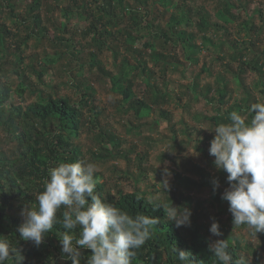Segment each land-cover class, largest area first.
Here are the masks:
<instances>
[{
	"label": "trees",
	"instance_id": "1",
	"mask_svg": "<svg viewBox=\"0 0 264 264\" xmlns=\"http://www.w3.org/2000/svg\"><path fill=\"white\" fill-rule=\"evenodd\" d=\"M59 1L55 0L57 3ZM84 1L67 0L65 8L57 6L58 11L65 17L63 23H60V28L71 20L73 10L77 9L82 11L79 14L81 18L86 17L90 20L89 28L83 33L90 36L91 45L97 48L98 53H101L103 49L107 50V43L102 41L104 35L109 37V41L113 37L116 38L117 35L123 36L127 46L126 55L121 58L119 64L114 63L116 73L106 71L102 62L98 61L96 54L93 53L90 54L89 69L96 68L99 75H102L109 82L111 93L121 97L118 106L122 113L133 114L138 122L132 126L136 132L141 131V128L145 126L144 121L147 122L146 118L156 109L159 117L155 120L151 119L152 124L159 125L163 121L169 124L168 127L173 133L171 136L173 147L178 146L176 142L179 134L175 129L177 126L172 124L171 113L162 108L171 100L172 91L165 88L166 86L160 87L155 82L152 83L156 67L164 75L168 70H177L181 61L173 58L170 54L171 50H174L172 48L177 46L183 47L182 57L185 61L192 65L199 62L191 56L197 52L198 48L193 43L194 35L185 31L186 28L195 29L201 35L204 44L210 43L222 48L224 44L228 43L229 49L232 50V54L229 55L230 60L238 62L234 71L230 68L231 63L225 66L227 71H231V80L236 85L235 89H230V81H227L222 73L216 76L214 86L209 85L202 88L198 82L200 73H210V67L205 64L196 72V75L188 72V69L184 70V73L188 74L189 80H192L190 85L185 87L186 92L190 94L194 102L202 103L214 112L211 116L200 114L192 117L195 123L200 124L203 121L202 123L208 129L205 136L198 139L197 142H203V148L200 152L213 165L214 163L210 160L209 147L210 141L215 136V128L221 123H229L228 117L232 111H237L244 116L246 122H250L253 115L248 112V108L257 101L253 98V89L245 81V77L248 73H253L264 79V60L261 57L264 55V50L257 53L253 41L263 30L262 26H257L253 21L257 18L258 22L264 24V3L262 6H256L252 14L241 22L240 17L233 14L232 11L238 6H242V0H219V8L215 12V21L211 20L208 12L203 8L193 12L184 3L182 5L176 4L175 6L172 5V8L177 11L178 15H171L165 24L166 27L163 28L145 21L148 13L143 15L142 11L147 8L149 0H132L134 4H130L128 0H90L89 5L81 3ZM156 2L167 6L163 2H168V0H157ZM14 3V0H0V8H5L6 4L11 17L16 19V25L22 26L26 38H31L32 35L39 32L41 38L48 36L51 41L65 42L67 43L65 46L70 47L73 40L53 37L47 27L42 28L39 9L43 0H32L31 4L25 8L24 16L17 13V7ZM241 8L246 12L243 7ZM230 24L237 25L238 37L230 40L228 38L226 43L220 38L216 44L213 43V38L209 37V33L212 32L214 38L217 35L226 36ZM5 33L11 34L6 27L1 28L0 63L3 62L2 60L8 53ZM133 33H136V36H133ZM139 41L142 43L140 52L133 50V46ZM168 46L172 47L171 50L166 49ZM158 47L163 50L160 51ZM71 48L75 50L74 46ZM108 49L116 61V56L120 54L117 47L110 46L109 42ZM45 55L53 54L46 52ZM145 55L148 57H144ZM12 56L14 57L12 73L18 77V89L26 87L28 79L21 66L24 58L20 54H12ZM129 57L134 63L130 62ZM73 59H75V63L78 60L76 56H73ZM148 61L152 63L151 67L148 66ZM79 64L82 66L81 63ZM190 64L188 68H190ZM3 67L4 64H1L0 73L6 76L7 73ZM30 71H34L33 67L30 68ZM1 79L0 77V128L6 135V139L15 147L12 154L10 155V152L7 155L0 143V239L7 241L12 249L19 250L20 255L24 257L22 264H72L70 258L62 257L59 239L65 230L60 223L54 225L53 230L45 235L39 246L20 239L17 228L23 222L20 215L22 208L26 205H32L33 208L38 207L35 197L44 190V181L48 178L50 167H55L61 162L84 161L85 154H88L93 161H101L106 158L96 155L92 150H88L84 154L80 146L72 143L73 137L77 138L83 127V109L86 107L91 110L95 109L94 93L91 92L89 86L83 87L80 99L74 102L69 97L44 95L41 91L34 89L35 93L38 92L37 99L28 106L22 107L19 104L9 103L12 90ZM140 83L145 86L142 96H138L135 92ZM237 92L241 94L239 98L234 97ZM259 93L260 98L264 97V86ZM195 128L194 126H186L181 132L189 136L188 130H197ZM96 137L101 142H106L105 152L109 158H125L128 161L127 151L121 149L123 141L115 138L110 131L100 128ZM143 141L146 142L148 149L152 148L146 139ZM187 142H191L190 138L187 139ZM185 143L182 142L181 145L186 146ZM147 157V152L139 156L140 164ZM139 170L142 171V168ZM172 175V187L177 186L178 183H180L179 185L186 183L189 186L196 184L188 178L182 177L175 170L172 171ZM95 176L99 177L97 173ZM198 186H201V183ZM95 191L105 202L120 208L131 216L142 214L156 218L158 221L152 227L150 238L139 249L135 250L136 255L131 264H186V262L178 259L175 249L190 253L193 264H219L209 251L210 240L206 235L205 228L195 222V217L192 219L187 235L183 236L167 217L164 208L157 207V205L166 207L162 201L147 200L137 192L120 193L118 196H112L105 190L103 183L98 184ZM212 201L218 204L219 212L214 219L219 223V230H223L226 224H221L218 217L223 218L229 212L228 205L222 204L223 200L218 192L212 196ZM188 202L190 203L189 200ZM168 205H170L169 202ZM65 210L64 207H61L57 211L58 219H62V213ZM232 220L231 215L227 218V225L235 227ZM240 227L247 228L246 225ZM69 231L71 235L78 238L79 227ZM224 239L228 241L230 254L234 258H239L238 245L234 243L233 238ZM261 239L264 240V235ZM81 252L83 254L81 264H86L91 251L81 249ZM18 259L19 254L6 260L5 264H18ZM248 264L259 263L253 261L248 262Z\"/></svg>",
	"mask_w": 264,
	"mask_h": 264
},
{
	"label": "rangeland",
	"instance_id": "2",
	"mask_svg": "<svg viewBox=\"0 0 264 264\" xmlns=\"http://www.w3.org/2000/svg\"><path fill=\"white\" fill-rule=\"evenodd\" d=\"M128 1H130V4H134L132 0ZM156 1L149 0L147 8L142 13L143 15L146 12L148 13L145 19L146 22H152L154 25L156 24L163 28L166 27L165 24L171 15L177 14L172 5H182L184 3L193 12L199 8H203L208 12L212 21H215V12L219 8V0H168V2H163L167 6L160 5ZM14 2L17 7V13L24 16L23 12L31 4L32 0H14ZM89 2L91 1L85 0L81 3L89 5ZM263 3L264 0H242L241 7L246 12L238 6L232 13L238 15L241 22L252 14L256 6H262ZM66 5L67 0H60L58 3L55 0H43L39 14L42 28L47 27L53 37L73 40L72 44L69 43V48L65 46L67 45L65 42H59L58 40L51 41L48 36L41 38L38 34L39 32L32 35L31 38H26L22 26L16 25V19L11 17L6 4L5 8H0V29L6 27L11 33L10 35L5 33L8 53H6V57L2 60L3 62L0 63V66L4 64L3 69L7 73L6 76L0 73L1 81L8 84L12 90L9 103L19 104L22 107L28 106L38 97V92L36 91L35 93L34 89L41 91L44 95L51 94L54 97H69L76 102L81 97L83 87L89 86L91 92L94 93L95 109L91 110L87 107L83 109V127L79 131L78 137H73L72 143L80 146L84 154L88 150H92L96 155L106 157L101 161H93L88 154H85L84 160L97 166L96 173L105 185V190L112 196H118L120 193L137 192L147 200L162 201L166 207H170L172 204L177 208H189L192 213L190 217L191 223L195 217V222L205 228L210 243L217 239L232 237L234 243L238 245L240 256L243 255L248 262L258 261L259 264H264V240L261 239L264 232L257 233V236H255L252 230L248 228L227 225V218L231 216L229 212L223 218L218 217L221 224H226L225 228L220 230L223 235L215 237L210 234L209 229L213 222L212 218H215L219 212L218 204L212 201V196L218 192L221 198L224 191L229 187L227 173L218 171L215 165H211L200 152L201 148H203V142H197V140L204 137L208 129L202 123L203 121L198 124L192 120V117L196 115L211 116L214 112L211 111L210 107L194 102L185 89L186 86L190 85L192 80H189L188 74H185L184 70L188 69V72L196 75V72L204 64L210 67V73H200L198 82L202 88L209 85L214 86L215 78L220 73L225 75L227 81H230V89L236 88L234 81L231 80V71H227L225 66L231 63L230 68L234 71L238 64V62L230 60L229 55L232 54V50L229 49L228 43H226L228 38L230 40L238 37L237 23L228 26L226 36L217 35L214 38V34L212 32L209 33V37L213 38V43L216 44L220 38L226 43L222 48L217 45L213 46L210 43L204 44L201 35L195 29L186 28L185 31L194 35L193 43L198 48L197 52L191 56L199 60V62L192 65L185 61L182 57V51L184 50L182 46L175 48L168 46L167 50L174 49L170 52L171 56L180 59L181 64L179 68L177 70H168L164 75L156 67L152 83L155 82L160 87L166 86L165 88H169L172 91L171 100L165 106H162V108L171 113L172 124L177 126L175 129L179 134L176 142L178 146L173 147L171 140L173 133L168 127L169 124L165 123V121L159 125L152 124L151 119L155 120L159 117L156 109L146 118L147 122H142L145 126L141 128V131L136 132L132 126L138 122L133 114L122 113L118 106V101L121 100V97L111 93L109 82L102 75H99L96 68L89 69L90 54L93 53L96 54L97 60L102 62L106 71L116 73L114 63L119 64L121 58L126 55L127 46L123 36L117 35L116 38L113 37L109 41V37L104 35L102 41L107 43V50L103 49L101 53H98L97 48L91 45L90 36L84 34L86 29L89 28L90 20L79 16L82 11L74 9L71 14V20L66 22L64 27L60 28V23H63L65 17L58 11L57 6L65 8ZM253 22L263 28L262 32L253 40L255 51L260 53L264 50V24L260 21L258 22L257 18ZM133 36H136V33H133ZM109 42L110 46H116L120 53L116 56V61L108 49ZM141 45L142 43L139 41L133 46V50L140 52ZM71 46H74L75 50H72ZM158 49L160 51L163 50L160 47ZM46 52L53 55H45ZM12 54H20L24 58L23 65L21 66L28 79L26 87L18 89V77L12 73V66L14 64ZM73 56H76L78 59L76 63ZM263 56L261 55L264 60ZM144 57L148 56L145 55ZM218 57L219 60H217ZM129 59L130 62L134 63L130 57ZM151 64L148 61L149 67H151ZM189 64L191 65L190 68H188ZM31 67H33L34 71H30ZM245 81L253 89V98L257 102L264 103V97H261V99L259 93L262 86H264V79L253 73H248ZM144 88V85L138 84L135 89L136 94L142 96ZM240 95L237 92L234 97L239 98ZM186 126H194L198 132L197 130H188L189 136L184 135L181 131ZM100 128L110 131L115 138L117 137L123 141L121 149L127 151L126 157L128 161L125 158L111 159L108 157L105 152L106 142H101L96 137ZM188 138L191 140L190 143L187 142ZM143 139H146L152 148L148 149ZM182 142H186L185 144L187 145H181ZM0 143L7 155L10 152L11 155L15 145L10 144L1 128ZM146 152L148 153V157L140 164L138 158ZM214 159L211 156V162L214 163ZM139 168H142V171ZM174 170L182 177H186L196 184H190L189 186L186 183L183 185H179L180 183H178L177 186L172 187V171ZM165 179L168 180L170 185L168 192L164 191L159 184ZM214 180H218L219 182V187L215 192L213 191ZM200 183L201 186H198ZM168 202L170 205H168ZM222 204L228 205L224 200ZM173 224L176 227L175 222ZM176 229L181 235L186 236L189 226L176 227ZM54 255L57 256V254Z\"/></svg>",
	"mask_w": 264,
	"mask_h": 264
},
{
	"label": "clouds",
	"instance_id": "3",
	"mask_svg": "<svg viewBox=\"0 0 264 264\" xmlns=\"http://www.w3.org/2000/svg\"><path fill=\"white\" fill-rule=\"evenodd\" d=\"M248 112L250 122L237 111L229 114V123L215 128L210 141L209 155L214 157L218 171L227 173L229 187L221 199L228 203L234 226L246 225L252 233L264 232V103H252ZM97 166L91 162H61L48 169L44 190L36 197L38 207L26 205L20 215L23 222L17 228L20 239L39 246L45 235L60 223L65 230L59 244L62 257L71 259L72 264H81V249L91 251L86 264H131L139 249L151 236L156 218L142 214L135 216L105 202L96 193V186L102 183L95 176ZM164 191L169 190L167 179L159 183ZM213 191L219 187L213 181ZM64 207L62 219L57 211ZM163 207L167 217L176 227L190 226L192 215L189 208H177L172 204ZM210 226V234L220 237L219 223ZM79 227L78 238L69 230ZM227 239H217L209 244V251L219 264H248L243 255L234 258L228 251ZM177 257L186 264H193L191 254L175 249ZM19 254L18 264L24 259L18 249L0 239V264Z\"/></svg>",
	"mask_w": 264,
	"mask_h": 264
}]
</instances>
